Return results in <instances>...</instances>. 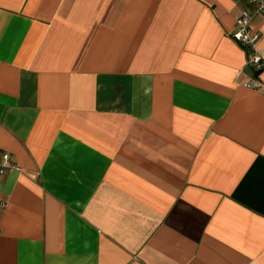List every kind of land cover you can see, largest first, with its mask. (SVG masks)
<instances>
[{
  "label": "crops",
  "instance_id": "1",
  "mask_svg": "<svg viewBox=\"0 0 264 264\" xmlns=\"http://www.w3.org/2000/svg\"><path fill=\"white\" fill-rule=\"evenodd\" d=\"M247 8L0 0V264H264Z\"/></svg>",
  "mask_w": 264,
  "mask_h": 264
},
{
  "label": "built area",
  "instance_id": "2",
  "mask_svg": "<svg viewBox=\"0 0 264 264\" xmlns=\"http://www.w3.org/2000/svg\"><path fill=\"white\" fill-rule=\"evenodd\" d=\"M249 8L244 9L235 19L234 31L231 37L245 50L246 62L254 72V77L244 82V88L259 90L260 80L257 75L264 70V56L260 48L261 33L252 28L255 16L264 17V0H247ZM12 154L0 150V176L20 172Z\"/></svg>",
  "mask_w": 264,
  "mask_h": 264
}]
</instances>
